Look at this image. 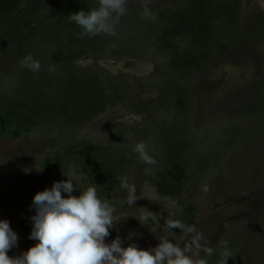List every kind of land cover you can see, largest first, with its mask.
<instances>
[{"label":"rangeland","instance_id":"obj_1","mask_svg":"<svg viewBox=\"0 0 264 264\" xmlns=\"http://www.w3.org/2000/svg\"><path fill=\"white\" fill-rule=\"evenodd\" d=\"M83 1L98 3V0ZM185 1L127 0V11L119 18L116 32H123L125 42L135 38L136 58L116 60L113 54L106 52L104 60L98 63L90 57L76 63L84 69L98 66L101 74L123 77L134 92L108 106L104 114L77 130L72 144L76 149L93 145L103 157L117 156L118 159L112 160L123 168V177L136 186L137 200L131 206L125 203L127 192L120 185L110 193L98 191L101 198L117 209L118 219L109 229L106 243L119 238L123 247L134 243L141 250H150L167 237L183 248L195 233L167 230L166 223L168 219H177L188 203H194L200 214L190 226L202 234V243L215 249L226 240L235 264H264V128L259 120L248 122L243 117L244 112L248 113V105L242 111L248 98L257 92L260 70L264 72V40L259 39L254 44L245 41V37L260 30V23L264 21V0H241L237 24L215 22L217 44L226 45L225 52L212 59L205 69L194 70L188 80L182 81L181 75L168 67V55L157 52L153 38L138 41L137 35L145 31V26L153 24L152 19L144 16L146 8L156 15L158 10H175L185 5ZM230 3L231 0H213L211 10L219 15L231 13L230 8L225 7ZM48 10L49 7L46 13ZM178 46L184 48L186 43H178ZM41 50L34 47V56L41 58ZM11 52L0 51V83L10 82L13 76ZM48 70L55 71L56 67L49 66ZM63 74L59 70L56 78H62ZM177 83L188 90L196 88L193 113H189L192 142L182 149L180 161L193 164L199 156L198 173L209 167V163L213 164L209 173L195 177L175 200L160 197L152 181L166 170L169 153H177L176 143L168 147V140L160 139L161 131H168L169 122L173 120V109L166 98L168 88ZM144 106L157 109L154 113L150 111L153 114L149 116ZM145 120L149 123L145 124ZM140 142L147 145L149 155L156 160L155 165L146 164L134 151ZM65 147L55 135L37 134L17 140L0 137V220H8L19 237L18 246L8 252L9 257L19 256L35 245L36 241L29 239L30 217L35 214L30 205L35 194L52 184L42 171L43 162ZM206 156H214V162L204 161ZM121 158L123 160H119ZM191 169L188 167V173ZM66 176L76 185L73 195L78 196L91 183L74 163L69 165ZM145 210L152 212L156 220L141 224L139 218ZM200 255L206 256L203 252Z\"/></svg>","mask_w":264,"mask_h":264},{"label":"trees","instance_id":"obj_2","mask_svg":"<svg viewBox=\"0 0 264 264\" xmlns=\"http://www.w3.org/2000/svg\"><path fill=\"white\" fill-rule=\"evenodd\" d=\"M240 2L233 0L232 4H225L231 13L221 15L212 12L213 0H187L175 10H158L153 24H145L146 29L137 35V40L153 38L152 44L157 52L168 55V67L181 75L182 81L188 80L194 70L200 72L212 59L223 55L227 46L217 44L215 22L237 24ZM98 6L95 1L83 0H0V51H13L9 53L13 76L10 82L0 83V137L17 140L37 134L44 137L55 135L66 147L43 162L42 171L50 182L66 180L68 167L74 163L98 187V191L110 193L119 187L118 177L124 175L123 168L115 162L118 157L100 156L98 148L93 145L76 149L72 144L73 136L104 114L108 106L123 101L134 90L123 77L101 74L98 66L84 69L76 63L84 57L98 63L104 60L106 52L113 54L116 60L136 58L138 47L133 46L135 38L134 41L129 38L132 42L122 40L126 36L120 31L115 36L103 33L81 35L82 29L71 21L69 15ZM48 7L49 13H46ZM260 25L259 31L245 37L246 43L264 40V21ZM182 42L186 43L184 48L178 46ZM34 47L42 49L41 58L34 56ZM28 55L40 62L38 72L33 73L22 66ZM49 66L56 67V70H48ZM59 70L64 74L57 79ZM260 74L257 92L248 98L242 111L248 105V113L244 112L243 117L248 122L259 120L264 128V72L260 70ZM168 89L166 98L173 109V120L169 122L168 131H161L160 139L166 138L168 147L173 142L178 148L177 153H169L166 170L152 182L160 197L178 200L195 177L209 173L213 163L198 173L199 156L193 164L180 161L182 149L192 142L189 113H193L196 88L188 90L177 83ZM144 108L149 116L157 109L154 106ZM144 123L149 122L145 120ZM60 129L66 132L62 134ZM213 157L206 156L204 161L214 162ZM188 167H192L190 173ZM199 214L198 206L188 203L177 220L191 225ZM221 250L219 246L212 256L204 257L208 264H218ZM227 264H235L234 259H229Z\"/></svg>","mask_w":264,"mask_h":264},{"label":"clouds","instance_id":"obj_3","mask_svg":"<svg viewBox=\"0 0 264 264\" xmlns=\"http://www.w3.org/2000/svg\"><path fill=\"white\" fill-rule=\"evenodd\" d=\"M126 3L127 0H98L97 8L69 16L82 29V36L102 33L115 36L119 18L127 11ZM144 16L156 19L147 8ZM22 66L33 73L41 68L40 62L31 55L23 59ZM134 151L146 164H156L144 142L138 143ZM118 179L120 188L127 192L125 203L133 205L137 200L135 184H130L127 177ZM75 188L73 180L66 179L34 195L30 209H34L35 214L30 217L29 239L36 243L19 256L8 255L18 246V234L8 220H0V264H208L201 252L206 256L214 253L213 248L202 243L201 233L177 219H168L166 229L195 233L183 248L167 237L150 250H141L134 243L123 247L119 238L106 243L109 229L118 219L115 205L101 198L98 187L92 182L78 196L73 195ZM149 220L155 221L156 216L145 210L139 222L147 224ZM221 249L218 264H227L233 257L229 242L223 241Z\"/></svg>","mask_w":264,"mask_h":264},{"label":"flooded vegetation","instance_id":"obj_4","mask_svg":"<svg viewBox=\"0 0 264 264\" xmlns=\"http://www.w3.org/2000/svg\"><path fill=\"white\" fill-rule=\"evenodd\" d=\"M232 1V3H233V0H231ZM248 1H250V0H248ZM232 3H230V4H232Z\"/></svg>","mask_w":264,"mask_h":264}]
</instances>
